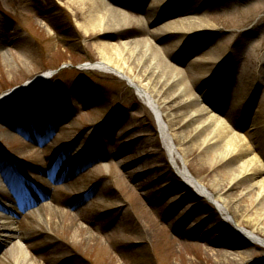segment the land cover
Segmentation results:
<instances>
[{
	"label": "rangeland",
	"instance_id": "1",
	"mask_svg": "<svg viewBox=\"0 0 264 264\" xmlns=\"http://www.w3.org/2000/svg\"><path fill=\"white\" fill-rule=\"evenodd\" d=\"M169 1L0 0V94L54 73L17 102L0 104V264H15L23 246L38 264H264V246L247 243L233 231L234 222L175 172L155 116L134 88L112 72L83 66L102 60L103 53L111 56L101 42L150 40V47L142 44L133 55L123 50L124 70L144 83L152 75L148 63L158 62L167 74L176 67L199 102L230 133L245 138L247 156H259L251 125L256 115L264 118V0H195L193 14L185 12L194 0H175L171 15L183 10L178 20L213 24L200 34L197 42L206 48L197 54L189 29L188 41L171 48L167 34H155L159 10ZM56 5L73 20V41L49 22ZM111 9L150 18L144 27L132 23L117 30L115 18L114 26L99 29ZM210 49L213 55L224 49L226 56L201 59ZM153 77L166 82L162 74ZM175 104L167 100L163 107L169 124ZM196 123L170 125L189 172L222 192L231 214L240 201L242 212L254 215L251 201L239 200L246 182H232L229 167L239 162L216 161L221 147L209 146L219 141L202 145L212 127L194 133ZM263 177L264 167L254 181ZM237 221L252 229L242 215Z\"/></svg>",
	"mask_w": 264,
	"mask_h": 264
},
{
	"label": "bare ground",
	"instance_id": "2",
	"mask_svg": "<svg viewBox=\"0 0 264 264\" xmlns=\"http://www.w3.org/2000/svg\"><path fill=\"white\" fill-rule=\"evenodd\" d=\"M79 1L85 3L88 0H79ZM97 5L100 6L98 3ZM92 7H93V9H91L92 15L89 18L90 20L89 25L91 26L95 22H97V19H95L96 8L95 6H93V4ZM109 13L111 14H108V16L106 15L104 18L99 20L98 22L99 29L114 26L115 18L118 21V23L115 24V26L118 25V27L116 28L117 30L130 27L131 25H133L132 23H138L139 25H141V27H144L143 20L144 18H146L144 14L141 15L142 17L141 19H132L126 13V10L111 9ZM213 28L214 27L212 23L207 22L202 18H188L178 21L177 20L169 21L158 27L155 34H167L171 41V44L170 46H168V48H171L179 44H184L188 41V29L191 30L192 33L194 34L201 30L208 31V30H212ZM100 44H101V48H103V46L110 48L113 51V53L111 54V56H107L105 53H103L102 60L96 63H90V66L106 72H113L121 77L125 75L131 81V83L137 89L138 96L156 114L160 127V135L162 137V141L165 146V149L168 152L171 162H173V164L178 168L179 173L182 175L183 179L187 182V184L193 187L197 192V194H200L202 197L212 201L217 206V208L222 212L223 214L222 216L225 217V220L227 222H234L233 225H235V229H233V231L245 235L244 239H246L247 243L256 241V242H260L264 246V177L261 180L254 181L255 180L254 178H256V176L263 170L264 167V118L261 120H257V115H256L253 119L251 130L254 131V135L256 134L257 137L259 138V143H260V147L258 148L259 156L255 155L253 157H248L247 154L249 149L244 144L245 138L239 136L236 133L233 134L230 133L227 124L224 123V121L221 118L219 117L215 118L216 115H213L210 112V110L207 109V107L203 106L201 102H199L200 100L198 99L197 96H195V94L191 90L192 88L188 85L187 80L183 76L182 72L179 71V69H177L176 67H172V69L168 70L169 73L167 74L166 72H163L162 70L159 69L158 62L148 63L149 66L148 68L151 70L150 73H152V75L151 77L146 76V80L144 83H143L144 81L143 79H142L143 81H141L140 83L136 80L135 77L131 76L128 71L124 70L126 61L123 59L122 56L123 50L125 52H131L130 54L133 55L135 54V52H138V48L140 46L142 47V44L144 45L145 49L150 47L152 45V42L150 40L148 39L122 40L121 46L109 42H101ZM164 49L166 48H163V51ZM213 52L214 49L209 50L208 53H206L209 54V57H206L205 53L202 54L201 59H209L210 61L213 58H216L215 56H217L220 59H223L226 56L224 49H217L214 55ZM145 54L146 53H143V56ZM112 63L114 64L112 65ZM128 68H132V66H128ZM129 71L131 72L132 69H129ZM161 74L162 77H166L165 83H163L161 80L158 81L153 77V75L156 76ZM208 75H212V73ZM37 80L40 81V78H38ZM172 86L174 88H177L176 89L177 91H174L172 93L170 92V90L167 91L166 87L171 88ZM150 88L152 89V91H155L157 97L154 96ZM22 89H23V85L19 84L15 86L12 91L14 94H18L22 91ZM5 96H6L5 93L1 94L0 100L3 99ZM167 100L170 101L174 100L176 103L175 111H171L169 113L170 115L168 114L170 124L168 120H166L165 118V110L163 109V107L167 104ZM189 106L192 107L195 106L193 107L195 109H185L186 107ZM187 119L192 120V123L198 122L195 125L197 127H195L194 129V133H197L198 131L200 133H203L212 127L210 134L208 135L207 138H205L202 145L209 143L210 140H213L212 142L219 141L218 143H215L218 144L216 148H213V145L215 144L209 146L212 149H217L219 146L221 147V151L217 154L218 156L216 158L217 159L216 161H224V160L226 161L227 159H229L230 162H232V160L239 162L237 165H235L236 164L235 162L234 166L236 167L234 168H232L233 166L231 168L229 167L230 170L232 171L234 170V174L232 176V182L236 181L235 183L237 184L244 181L246 182L247 186L245 190L242 191L239 200L246 198L247 200L251 201V208L253 207L252 209L254 215H250L247 211L242 212L244 208L242 207V203L240 201L234 205L233 214H231L230 211L228 210V204H226L228 203L227 198L222 192L219 194L212 192L198 179H196L194 176L188 173L186 168L187 163L183 159V155L181 154V152L178 150V146L175 142L174 136L171 135L170 133L171 124H176L180 120H182V122L184 123L185 121H187ZM213 124L216 125L213 127ZM186 134H187L186 131H181L179 137L185 140ZM227 136H229L228 141L226 143H222L224 140L227 139ZM180 158L183 161V166L180 165L178 161ZM253 193H255V195ZM238 215L240 216L242 215L244 220H246L248 224L252 226L251 230H245V228L238 225V221H237ZM4 224H7V221H4ZM6 228H9L10 230L11 226H7ZM225 230H227V228H225ZM227 231L231 232V229ZM27 257H29V253L28 251H26L25 247L23 246V249L21 251V257L16 259L15 264H38L29 261L31 260L32 257L31 258L29 257L30 259H28Z\"/></svg>",
	"mask_w": 264,
	"mask_h": 264
},
{
	"label": "trees",
	"instance_id": "3",
	"mask_svg": "<svg viewBox=\"0 0 264 264\" xmlns=\"http://www.w3.org/2000/svg\"><path fill=\"white\" fill-rule=\"evenodd\" d=\"M49 22L53 25L54 29L62 36L70 41H73L77 36V30L73 20L67 10L56 5V9L52 8L49 12Z\"/></svg>",
	"mask_w": 264,
	"mask_h": 264
}]
</instances>
